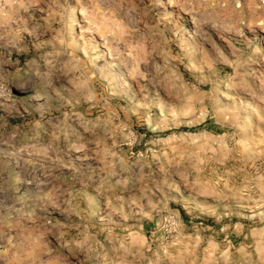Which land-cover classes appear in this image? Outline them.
<instances>
[{
  "label": "rangeland",
  "instance_id": "374dc122",
  "mask_svg": "<svg viewBox=\"0 0 264 264\" xmlns=\"http://www.w3.org/2000/svg\"><path fill=\"white\" fill-rule=\"evenodd\" d=\"M0 264H264V0H0Z\"/></svg>",
  "mask_w": 264,
  "mask_h": 264
}]
</instances>
